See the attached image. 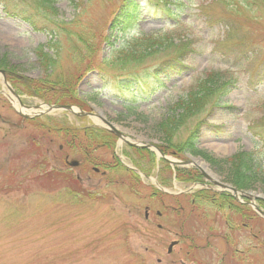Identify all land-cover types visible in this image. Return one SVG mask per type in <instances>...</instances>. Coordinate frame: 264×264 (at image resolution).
Returning a JSON list of instances; mask_svg holds the SVG:
<instances>
[{"label":"rangeland","instance_id":"obj_1","mask_svg":"<svg viewBox=\"0 0 264 264\" xmlns=\"http://www.w3.org/2000/svg\"><path fill=\"white\" fill-rule=\"evenodd\" d=\"M52 1L60 20L74 18L77 0ZM135 1L142 4L141 15L124 39L170 32L175 43L187 41L192 51L182 61L160 68L159 74L155 67L166 60L162 54L148 57L128 72L104 73L108 77L91 71L77 82L76 99L128 139L164 147L155 126L169 105L206 73L226 75L233 90L223 99L222 108L209 112L205 120L209 127L201 130L195 144L224 162L215 166L199 157L190 159L202 162L218 183L234 187L232 156L253 150L257 139L250 129L260 128L255 131L262 133L264 0H243L255 5L241 11L237 0H225L228 6L218 0ZM117 6L118 2L107 5L92 0L77 25L100 31ZM120 36L114 48L121 43ZM50 39L46 31H34L22 20L7 16L0 5V59L4 57L6 69L23 79L41 80L44 73L36 51L40 48L50 54L46 47ZM61 41L66 47L67 37ZM108 50L103 44L100 56L105 57ZM64 66L73 71L74 64L66 61ZM129 72L139 82L131 96L116 86L117 79ZM1 88L5 90L0 77ZM15 92L26 107L43 103L22 89ZM127 104L135 113H127ZM0 116L6 122L0 123V264H264V220L250 209L236 215L223 203L220 208L203 203L192 207L190 196L181 195H190L200 186L178 180L190 174L188 170L175 173L162 161L150 162L146 151L138 153L116 141L112 147L92 146V153L103 166L118 162L138 174L118 167L107 171L102 166L94 174L77 152L68 153L69 140L54 132L81 130L93 125L89 119L55 112L39 122L27 121L14 114L1 94ZM83 141L88 145L87 139ZM165 153L172 156L167 148ZM181 156L187 159L189 154ZM65 157L78 161L79 167L70 169ZM245 176L253 186L243 191L264 198V168ZM155 191L160 194L154 196ZM256 203L264 208V203ZM172 241L179 244L168 255Z\"/></svg>","mask_w":264,"mask_h":264},{"label":"trees","instance_id":"obj_2","mask_svg":"<svg viewBox=\"0 0 264 264\" xmlns=\"http://www.w3.org/2000/svg\"><path fill=\"white\" fill-rule=\"evenodd\" d=\"M102 1L107 5L118 2V6L110 12V18L107 20L104 29L91 31L92 27L85 28V26L81 25L80 27L77 24L80 21L82 22L83 11L88 9V5L92 0H77L74 2L76 14L71 22L58 18V13L52 0H0V5H2L7 16L22 20L34 31H46L51 35V39L46 44L51 53L49 54L40 48L36 51L38 65L44 73L41 80L32 81L17 78L14 71L5 68L4 57L0 59V69L7 71L11 76V83L18 87L19 90L22 89L28 96L36 97L47 103L76 104L81 106V103L75 97V88L80 76L85 72L96 71L100 76L108 77L104 73L110 74L113 72L112 70L128 72L135 65L142 64L148 57L157 54H162L166 57V60L161 65L167 66L169 65L168 63L179 62L184 59L187 53L192 51L189 42L175 43L169 33L153 36L131 35L124 39V36L131 30L141 15L142 4L137 3L135 0ZM237 1L241 2L240 8H238L240 11L241 7L249 8L255 5V3L249 4V2L243 0ZM218 3L225 6L229 5L225 0H218ZM235 13L237 16L240 14L238 10ZM113 34H115L114 39ZM117 35H121L119 37L121 43L114 48L118 38ZM64 36L67 37V42L69 43H67L66 47L61 41ZM105 43L109 50L107 55L102 58L100 56L101 47ZM66 61L74 64L73 71L65 68L64 64ZM158 67L160 68V66ZM136 81L138 82L137 76L129 72L118 79L119 84H117V87L123 93L131 95V83ZM232 87L233 82L230 78H226V75L224 77L220 73L208 72L195 87L171 104L165 117L155 126L156 135L163 144L165 143V146L161 147L162 151L165 152V148H167L175 156H180L182 153L187 152L215 166L224 162L222 159H215V157L213 158L209 154L199 151L195 147V143L199 137L201 127L207 124L205 120L211 114L209 112L224 104L223 99L229 94ZM124 108L127 113H135L134 108L130 104L124 105ZM259 122L262 125V133L257 132L260 128L250 129L254 132V138L257 139L254 141V149L249 153L239 151L232 156V167L235 168V170H232V183L239 190L253 186L245 176L248 171L249 173L255 172L256 175L260 171L263 172L264 118H260ZM255 129L257 130L255 131ZM54 132L59 134L61 138L69 140V143L65 144L66 147L68 146L69 152L74 150L81 152L80 154L86 162H98L91 157L89 152L95 143L105 146L111 144V138L104 132L101 133V131H99L100 134L98 133V136L93 134L96 130H92L91 134L87 131V135L90 136L86 146L84 142L79 141L76 142L77 146H73L75 134L73 135L74 130L72 128L64 130L58 128ZM137 152L144 153V151ZM146 153L149 155V161L152 162V155L148 152ZM251 166H254L253 170H250ZM253 176L252 174L251 178ZM196 177L192 179L196 180ZM229 177L231 178V175ZM196 198L209 199L202 193H199ZM231 209L232 213L243 215L248 208L238 205L232 200Z\"/></svg>","mask_w":264,"mask_h":264},{"label":"water","instance_id":"obj_3","mask_svg":"<svg viewBox=\"0 0 264 264\" xmlns=\"http://www.w3.org/2000/svg\"><path fill=\"white\" fill-rule=\"evenodd\" d=\"M2 75L3 73L0 72ZM4 84L6 85V83L4 82ZM7 86V85H6ZM9 89V88H8ZM9 91L12 93V95L14 97L17 98V96L14 94L13 91H11L9 89ZM18 100V105L20 108H22V104L20 103L19 99L17 98ZM53 111H66L72 115H75V116H93L92 114H86V113H83V112H79V113H76L72 107L70 106H47L46 110H43L41 111L39 114H35L34 116H41V115H44V114H48L50 112H53ZM109 129L110 133L114 134L118 139H120L122 142H124L126 145L130 146V147H134V148H146V149H149V148H154L152 145H149V144H144V145H139L138 143H132V142H129L125 139V137L120 133L118 132L112 125H110L109 123H107L106 121L104 120H101ZM160 156L166 160L162 154H160ZM167 162H169L168 160H166ZM170 163V162H169ZM173 165H177V166H181V165H188L189 162H179V163H171ZM70 166L74 167L77 165V163L75 161L71 162L69 164ZM200 171V170H199ZM201 174L206 178L208 179L204 173L201 172ZM210 181V180H209ZM212 184H214L215 186H217L218 188L224 190V191H228L229 194L231 195L232 198H234L237 202H240L239 199L240 198H245L248 202H246V205L250 206L251 208H253V210L256 212V214L264 219V211L260 210L254 203H253V199L252 197L249 195V194H246V193H242V192H238L237 190L231 188L230 186H226L224 184H219L217 182H214V181H210ZM170 250V248H169Z\"/></svg>","mask_w":264,"mask_h":264},{"label":"bare ground","instance_id":"obj_4","mask_svg":"<svg viewBox=\"0 0 264 264\" xmlns=\"http://www.w3.org/2000/svg\"><path fill=\"white\" fill-rule=\"evenodd\" d=\"M191 166L199 168L209 179H215L212 173L199 160H193Z\"/></svg>","mask_w":264,"mask_h":264}]
</instances>
